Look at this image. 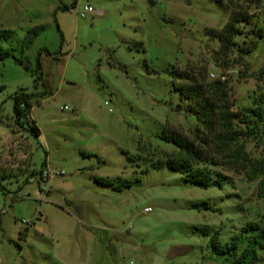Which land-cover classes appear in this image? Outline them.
Masks as SVG:
<instances>
[{"label":"rangeland","instance_id":"1","mask_svg":"<svg viewBox=\"0 0 264 264\" xmlns=\"http://www.w3.org/2000/svg\"><path fill=\"white\" fill-rule=\"evenodd\" d=\"M84 4L100 14L79 17ZM227 18L215 0H0V29L12 33L0 46L23 60L0 61V264H227L198 229L241 250L246 224L264 228V38L242 64L233 52L225 65L206 31ZM211 63L244 135L226 155L209 147L214 165L197 166L221 187L203 189L167 167L180 151L160 134L192 139L197 126L165 69L208 73ZM17 92L30 96L37 137L14 120ZM96 177L133 184L117 190Z\"/></svg>","mask_w":264,"mask_h":264},{"label":"trees","instance_id":"2","mask_svg":"<svg viewBox=\"0 0 264 264\" xmlns=\"http://www.w3.org/2000/svg\"><path fill=\"white\" fill-rule=\"evenodd\" d=\"M215 2L228 10L227 21L219 30L206 31L209 37L217 39L219 43L215 56L224 60V64L227 65L231 61V53L236 52L238 60H232L242 64L243 57L248 56L258 40L264 38V0H215ZM259 21L261 24H258ZM43 28L42 25H36L27 30L21 43L22 53L30 47ZM11 34V31L7 29H0V41H10ZM239 37L251 38V40L243 46L236 40ZM8 57H13L15 62L23 64V60L15 56V48L0 46V61ZM165 72L171 77L172 88L179 94L180 99L186 102L197 120L192 139L175 130H164L160 134L162 140L172 143L180 151L179 159H169L165 164L168 168L179 172L184 180L197 184L203 189L215 185L221 187V182L213 180L209 170L199 168L197 165L202 162L214 165L207 156L209 147H214V152L217 154L226 155L244 135L236 125L242 120H237L239 115L233 110L227 81L220 78L208 79L207 69L204 66L193 65L180 68L177 65H171L165 69ZM3 89L4 86L0 85V92ZM12 98L16 124L26 129L31 135L39 136L38 126L29 117L30 96L17 92ZM251 112L261 117V113L254 110ZM241 152L238 151L239 154ZM161 166L163 164L158 163L154 167ZM254 169L255 172L251 176L257 177L256 171L259 169ZM95 181L102 186L117 190L131 187L133 184L131 180L122 178L96 177ZM259 185L263 188L264 179ZM204 207L209 209L208 204H204ZM198 230L209 238V247L227 264H264V228L259 225L248 223L243 227L242 232L247 235V243L241 250L237 245L222 244L218 232H213L210 228Z\"/></svg>","mask_w":264,"mask_h":264},{"label":"built area","instance_id":"3","mask_svg":"<svg viewBox=\"0 0 264 264\" xmlns=\"http://www.w3.org/2000/svg\"><path fill=\"white\" fill-rule=\"evenodd\" d=\"M75 13L81 17V18H84L86 17L87 15L89 14H92V15H95V14H100L99 12H97V10L95 8H93L92 5L90 4H84V6H82L81 8L77 9L75 11ZM209 77L211 79H216V78H220L221 80H225V76H218L215 72V64L211 63L209 65ZM23 106V105H22ZM67 107L66 106H63L61 107V109H66ZM56 174H61V172L59 171H55ZM42 177H48L49 176V172H42L41 174ZM145 212H150L151 211V208L150 207H147L145 208L144 210Z\"/></svg>","mask_w":264,"mask_h":264},{"label":"crops","instance_id":"4","mask_svg":"<svg viewBox=\"0 0 264 264\" xmlns=\"http://www.w3.org/2000/svg\"><path fill=\"white\" fill-rule=\"evenodd\" d=\"M97 10V9H96ZM97 12H99L100 13V10H97Z\"/></svg>","mask_w":264,"mask_h":264}]
</instances>
